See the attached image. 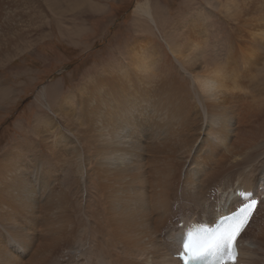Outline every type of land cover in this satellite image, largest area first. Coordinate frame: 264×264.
<instances>
[{
  "label": "bare ground",
  "instance_id": "bare-ground-1",
  "mask_svg": "<svg viewBox=\"0 0 264 264\" xmlns=\"http://www.w3.org/2000/svg\"><path fill=\"white\" fill-rule=\"evenodd\" d=\"M205 1L170 27L162 7L138 4L140 37L120 61L79 89L63 92L57 83L37 94L46 110L30 130L18 127L19 139L0 154V264H180L192 227L214 225L244 194L260 203L241 236L239 263L264 264V31L250 40L245 33L264 23V7ZM106 2L0 0V34L16 7L42 19L18 31H53L55 21L75 44L89 28L65 20L104 12ZM218 12L237 24L229 38L213 21ZM150 22L167 35L178 71L161 67ZM177 29L183 33L173 38ZM11 42L36 44L33 35ZM218 44L227 49L220 65L212 62Z\"/></svg>",
  "mask_w": 264,
  "mask_h": 264
},
{
  "label": "rangeland",
  "instance_id": "rangeland-1",
  "mask_svg": "<svg viewBox=\"0 0 264 264\" xmlns=\"http://www.w3.org/2000/svg\"><path fill=\"white\" fill-rule=\"evenodd\" d=\"M93 1L96 2L100 0ZM146 1L147 0H107L105 4V7L107 8L104 12H99V14L95 13L96 15L91 13L90 18L88 19L82 18L74 19L72 21L65 20V24L73 25L74 23L79 22L84 23L89 28L86 33L87 36L85 34V36L81 37L78 42L74 39L75 44H71L68 39L65 40L61 37L57 31L59 23L55 24V21L53 22V31H42L41 29V31L38 32L35 26H39L38 24H41L42 21L39 15L29 16L23 12V9L18 12L17 8L14 7L10 17H6L5 19L7 22V25L5 26L6 32L4 31L0 34V91L5 90L7 93L3 94V98L0 95V154L19 139L21 134L19 128L21 126L24 125L30 130L34 121L37 119L36 114L41 115L42 110H46L42 105H39V103L37 104L40 108H37L35 104L36 97L38 96L37 94L41 93L43 88L58 83L60 86L59 89L63 92H70L79 89L82 83L88 81L91 74H96L102 65L107 62L121 60V55L127 51L130 44L137 41L140 37V35L138 37V34H136L133 29V21L136 16L135 8L138 4ZM150 1L152 4H156L155 6L162 7L161 9H163V13H169L167 15L164 14L166 17L168 16L170 20V22L167 23L169 24L167 25L169 27L172 23L171 19L178 18V22V20L182 18V15L181 17H178L180 13L189 9H194L197 6H206L205 0H195V2L194 0ZM236 1H238V4L240 5L244 2H251V0ZM261 1L264 2V0H260V2ZM262 2L260 5L264 7ZM99 3L103 5L104 1ZM262 9L261 13H263L262 15L264 16V8ZM218 10V8H214V11ZM89 13L90 11H88V14ZM243 13H246V11H243ZM245 16L246 18H249L246 14ZM56 18L57 16L54 20H56ZM34 20L36 21L35 26L32 28V33H27V31L23 33V31L21 32V30H17V27L19 26L20 28L25 29L24 27H28V25L32 24ZM225 20L224 15L218 12V14L214 16L213 21H216L218 28L224 31L222 32L224 37L229 38L235 29L234 26H237V24L233 21L229 23L228 20ZM151 26L153 28V33L151 32V34L148 35V38L152 40L155 50L159 53L161 52L159 55L162 59H160V63L162 62L161 67L171 73H174V71L176 72V70L178 71L174 57L169 52L170 50L166 45L165 39L167 35L158 32L154 25L151 24ZM253 26L254 28L252 29ZM259 26L252 25V27H247L250 31L249 32L246 29L250 34L249 35L245 31L248 35L247 37L249 38V36L254 34L257 30L264 31V23ZM211 29L212 27H210V30ZM177 30L176 32H178V34L175 33L173 38H177L180 34L182 35L183 32ZM26 35H33L34 40H36L34 46L26 48L25 46H17L16 43L14 44L11 42L12 40L20 39ZM246 39L247 38L245 37L243 40L240 36L239 40L241 43L243 42L242 46L248 45ZM218 45V56L214 58L212 62L213 64L220 65L226 61L224 53L227 49L221 44ZM261 50L262 49L260 48L259 55L264 58V51ZM219 54L223 55L219 56ZM211 57L212 54L209 58ZM161 71H163V69ZM262 71L263 73H259L260 76L258 75V80L260 88L264 89V70ZM49 99L50 98L47 97L46 100L42 99V101L49 102L52 100ZM17 100L20 101L17 103V106L13 108V106L16 105L15 103ZM46 112L48 113L46 116L50 114L48 110ZM33 141L34 140L32 139V142H22L28 144L35 142ZM66 178L67 175L65 174L64 180L67 183Z\"/></svg>",
  "mask_w": 264,
  "mask_h": 264
},
{
  "label": "snow or ice",
  "instance_id": "snow-or-ice-1",
  "mask_svg": "<svg viewBox=\"0 0 264 264\" xmlns=\"http://www.w3.org/2000/svg\"><path fill=\"white\" fill-rule=\"evenodd\" d=\"M256 201L240 210V213L225 218L208 237L194 241L193 247L199 248V259L206 264H225V258L235 259V244L246 228L252 216ZM246 213V215H245ZM243 217V219H241Z\"/></svg>",
  "mask_w": 264,
  "mask_h": 264
}]
</instances>
